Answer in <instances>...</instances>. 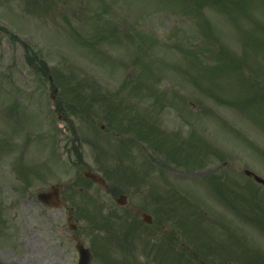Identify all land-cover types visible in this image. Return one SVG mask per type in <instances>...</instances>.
Listing matches in <instances>:
<instances>
[{"label": "rangeland", "instance_id": "rangeland-1", "mask_svg": "<svg viewBox=\"0 0 264 264\" xmlns=\"http://www.w3.org/2000/svg\"><path fill=\"white\" fill-rule=\"evenodd\" d=\"M16 1L21 6H17ZM241 1L230 15L210 7L211 0H7L5 4L0 1V180L6 181L0 183V227L3 232L0 264L19 263L15 260L21 251L11 237L18 235L24 221L22 214H26L25 210L12 208L10 202L17 198L13 184L8 180L23 174V178L31 177L32 174L25 173L28 169L50 168L54 171L53 176L46 170L37 176L43 179L40 188L46 190L53 182L64 184L74 178L77 166L70 161V153H67L70 135H65L70 126L87 140V144L79 145L80 153L85 154V162L91 164L92 158L98 163L100 148L108 152L100 162L109 168L116 165L115 170H111V179L114 183L115 180L123 182L121 185L113 183L119 192L129 194L132 202L146 200L142 206L153 213L157 208L162 216L163 211H171L173 218L165 224L170 228L179 227L174 221L181 214L184 229L193 236L200 250L198 257H203L205 262L213 260L208 255L210 250L220 261L237 253L239 258H247L245 263L264 264V204H260L257 224L250 223L256 225V231L235 214L228 215L229 211L221 201L212 198L207 187L199 181L204 175L199 173L202 170H186L171 160H165L163 166L157 164L168 157L162 155L158 137L149 140L146 147L123 144L124 150L127 146L130 148L122 155H116L123 151L120 147L115 149L120 145H116L118 136L131 137V131L126 127L129 120L150 118L156 124L161 120L159 126H174L173 133L179 130L182 137H187L191 131L205 145L208 140L217 144L218 133L222 137L219 141L223 143L222 156L228 152L230 155L227 153L226 157H230L231 162L236 158L237 165L250 166L264 177V155L261 153L264 149L261 143L264 140V115L256 109L264 105L248 104L253 100L248 98L250 89H247L248 96L246 91L240 95L241 73L238 74V70L226 72L209 68L215 53L224 59L221 50H236L239 45L243 48V43L249 42L246 49L251 58L240 59L238 65L250 69L259 65L264 69V0ZM247 36H254L253 41ZM235 50L230 52L242 57V52ZM250 71L246 70L247 73ZM257 76L263 79L259 87L264 89V70L258 71ZM196 80L201 92L206 89L207 95L200 92ZM51 86L56 89L54 98L59 105H65L61 109L68 119L66 126L53 116ZM208 95L219 100L240 98V101L234 103L233 109L221 108L220 111ZM207 105L215 106L217 110L214 111L223 120L216 119L210 125L203 119L193 123L191 128L190 117H207L203 114L208 110ZM50 116L54 117V122L49 121ZM182 117L188 122L177 120ZM54 124L59 126L55 132L62 131L55 145L58 155L61 153L63 157L61 161L51 150L48 152L52 147L50 136ZM159 126H152L150 131L159 134L162 132ZM173 133L166 136L163 132V138L167 139H163V145L178 147L185 156L188 153L185 144L169 142ZM21 136L26 141L22 149ZM18 150L20 154H17ZM175 161H178L177 156ZM26 163L30 166L26 167ZM118 164L119 170L116 169ZM60 166H66V172L56 173L55 169ZM211 167L213 170L222 168L219 160ZM234 178L248 186L247 193H258L241 177ZM81 188L79 185L67 187L63 195L79 201L98 195L91 192L82 195L78 191ZM181 196L188 210L195 211L189 216L196 217L189 219L186 216L188 212L181 205ZM166 201L168 203L163 204ZM114 212L121 215L119 211ZM77 218L81 219L78 227L82 242L89 249L93 248L95 254L92 264L122 262V254L116 250L111 238L121 247L118 241L127 230L123 221L110 223L97 233L100 229L96 230L92 225L90 214L83 213ZM154 220L157 223L159 217ZM57 223L55 226L60 228L61 220L57 219ZM240 224L246 227L234 228H239ZM182 239L188 247L192 246L191 238L188 241ZM239 240L246 245L247 252L240 243L235 246L234 242ZM139 243L137 238L136 248ZM234 249L238 250L235 254ZM66 251L56 249L58 260L53 264H76L73 242ZM69 256L71 260H68ZM135 259L142 261L138 250Z\"/></svg>", "mask_w": 264, "mask_h": 264}, {"label": "flooded vegetation", "instance_id": "flooded-vegetation-1", "mask_svg": "<svg viewBox=\"0 0 264 264\" xmlns=\"http://www.w3.org/2000/svg\"><path fill=\"white\" fill-rule=\"evenodd\" d=\"M118 196L120 195H109L116 208L121 210V216L118 217L119 222H121L122 218H124V223L129 220L138 223L141 222V214L143 213L141 207L132 202L129 195H126L123 201L124 205L120 207L117 205L118 199L116 197ZM20 199V210H25L26 214H22L24 221L21 223V226H19L18 235L13 238L16 242L18 251H21L19 258L15 260L19 263L13 264H32V262H47V264H53V262H57L58 258L55 251L56 249L57 251H62V247L56 245V236H58L57 240L65 242V245H68L70 241L82 242V233H79L81 228L78 227L81 224L77 219L80 211L76 210L75 207L70 204L71 200H66L60 195L61 206L55 208L50 205L40 204L36 197L32 195L20 196ZM39 206L45 209V211H40ZM113 208H115L114 205H105L103 202H98V210L101 209L102 214H109L113 211ZM57 217L62 219L67 225L66 228L63 225L64 233L59 232L58 235L55 233ZM69 219L70 226L68 224ZM59 258L61 257L59 256ZM150 263L152 262H142L140 264ZM158 264H163V261Z\"/></svg>", "mask_w": 264, "mask_h": 264}, {"label": "water", "instance_id": "water-1", "mask_svg": "<svg viewBox=\"0 0 264 264\" xmlns=\"http://www.w3.org/2000/svg\"><path fill=\"white\" fill-rule=\"evenodd\" d=\"M79 264H89L88 253L86 254V253L84 252V253L81 254Z\"/></svg>", "mask_w": 264, "mask_h": 264}]
</instances>
